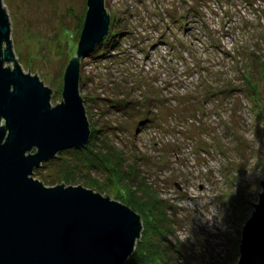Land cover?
I'll use <instances>...</instances> for the list:
<instances>
[{"label": "rangeland", "instance_id": "1", "mask_svg": "<svg viewBox=\"0 0 264 264\" xmlns=\"http://www.w3.org/2000/svg\"><path fill=\"white\" fill-rule=\"evenodd\" d=\"M1 1L20 67L38 71L50 101L60 102L85 0ZM104 7L109 31L79 60V94L95 134L32 176L128 203L152 242L148 218L167 216L170 244L161 243L167 251L152 264H236L264 178V0ZM152 202L156 208L140 209Z\"/></svg>", "mask_w": 264, "mask_h": 264}, {"label": "water", "instance_id": "2", "mask_svg": "<svg viewBox=\"0 0 264 264\" xmlns=\"http://www.w3.org/2000/svg\"><path fill=\"white\" fill-rule=\"evenodd\" d=\"M86 13L63 73L60 102L20 67L0 0V264H125L141 236L139 213L81 184L47 186L32 176L64 149L86 147L90 122L79 94V60L108 33L104 0ZM12 64H8V63ZM241 226L236 264H264V178Z\"/></svg>", "mask_w": 264, "mask_h": 264}, {"label": "trees", "instance_id": "3", "mask_svg": "<svg viewBox=\"0 0 264 264\" xmlns=\"http://www.w3.org/2000/svg\"><path fill=\"white\" fill-rule=\"evenodd\" d=\"M91 124V123H90ZM95 134L94 132H92ZM85 147L82 148H75L73 149V152L82 151ZM35 173H38L36 171ZM72 183V181H70ZM161 200V199H160ZM122 202V201H120ZM124 202V201H123ZM122 202V203H123ZM129 206L128 203L124 202ZM155 203H151L149 205L148 203H145V206L143 208L140 207L141 210L146 209H154ZM149 221H151V231L154 233V239H156V242H152V240L148 239V233H147V227L142 228L141 236L139 240L136 241V246L133 251V253L130 255V257L127 259L125 264H152V259L155 254H158L160 250H166V247L162 246L161 243L164 244H170L169 243V230L170 225H172L171 220L168 219L167 216L163 214V217H157V218H148ZM142 222V218H141ZM143 223V222H142ZM160 243V244H159ZM167 251V250H166Z\"/></svg>", "mask_w": 264, "mask_h": 264}, {"label": "clouds", "instance_id": "4", "mask_svg": "<svg viewBox=\"0 0 264 264\" xmlns=\"http://www.w3.org/2000/svg\"><path fill=\"white\" fill-rule=\"evenodd\" d=\"M204 222H207L209 224V226H211L213 223V220L211 222L204 220ZM192 238H193L192 233L190 235H180L178 237L180 243H186L187 241H189ZM174 243H175V241H174Z\"/></svg>", "mask_w": 264, "mask_h": 264}, {"label": "bare ground", "instance_id": "5", "mask_svg": "<svg viewBox=\"0 0 264 264\" xmlns=\"http://www.w3.org/2000/svg\"><path fill=\"white\" fill-rule=\"evenodd\" d=\"M93 50V49H92ZM89 52H90V50H89Z\"/></svg>", "mask_w": 264, "mask_h": 264}]
</instances>
